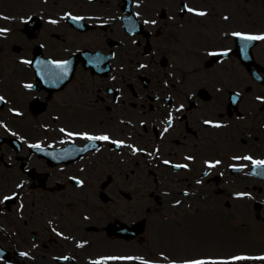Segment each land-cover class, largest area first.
<instances>
[{
  "label": "flooded vegetation",
  "instance_id": "af4514ba",
  "mask_svg": "<svg viewBox=\"0 0 264 264\" xmlns=\"http://www.w3.org/2000/svg\"><path fill=\"white\" fill-rule=\"evenodd\" d=\"M45 3V8L36 6V12L44 13V17L31 34V47H22L20 51L26 55L36 44H41L43 52L57 60L77 54L72 59L75 64L70 81L58 90L44 87L31 90L26 103L21 99L22 87L17 89L14 101L19 110L17 117L31 118L36 125L43 120L48 125L41 129L32 125L28 144L24 143L27 123L17 122L16 132L3 128L2 118L9 112L0 110V134L14 133L22 140L16 153L12 149L9 153L14 154L11 158L17 173L24 174V181L28 180L25 189L21 188L7 204L1 201L2 195L8 193L7 187L0 186V242L7 246H33L37 254L35 264L49 262L50 256L64 249L82 247L90 238L87 230H97L96 226L87 224V218L93 214L77 208L76 203L88 193L109 200L107 195L103 196L104 189L122 191L119 183L113 182L116 178L108 174L109 167L121 166V183L139 181L130 169V162L119 160L122 151L103 152V148L111 145L110 140H89L86 136H112L124 140L126 145L137 142L147 151L157 147L159 155L142 153V159L137 158L136 162L143 165H160L163 155L178 158L188 153L195 157L189 167L215 158L220 162L218 167H224L230 161L231 150L246 145L258 149L252 139L256 137L258 141L264 133L261 83L249 75L236 54L220 60L222 76L218 79L207 68H214L218 62L211 63L207 56L200 58L199 53L193 55L195 67L189 73L182 71L178 61V22L169 18L159 2L133 0L129 5L125 0H49ZM131 14L140 22L144 19L146 30L138 32ZM71 17H81L77 22L83 23L86 30L74 26ZM227 22L211 28L201 25L204 17L198 16L197 34L213 36L201 42L200 48L232 49V29L236 26ZM236 29L256 34L255 28L246 27L244 21ZM261 30L262 24L256 31ZM252 51L258 61L262 41ZM30 75L34 82V74ZM232 88L241 93L237 102L231 100ZM56 94L62 95L61 98ZM129 122H135L136 126ZM230 133L233 137L240 133L238 141L231 142ZM36 145L56 150L38 151ZM5 153L6 150L0 151V162L7 164L3 159ZM103 167L107 173L101 175L98 172ZM1 175L0 171V184ZM183 177L185 182H195L187 175ZM170 180L160 178V181ZM174 180L184 182L178 177ZM210 183V178L202 181V184ZM125 191L139 197L143 201L140 204L144 203L142 188L140 192L138 187ZM154 199L160 206L165 205L158 193ZM175 200L167 199L171 207L177 204ZM134 213L137 216H131L129 223L141 219L138 216L143 214L144 226L148 225L144 210L134 207ZM102 228L108 233L107 222ZM55 230L61 235L57 237Z\"/></svg>",
  "mask_w": 264,
  "mask_h": 264
},
{
  "label": "rangeland",
  "instance_id": "374dc122",
  "mask_svg": "<svg viewBox=\"0 0 264 264\" xmlns=\"http://www.w3.org/2000/svg\"><path fill=\"white\" fill-rule=\"evenodd\" d=\"M18 1L20 0H0V13L7 12V14H14L16 7L20 5ZM256 1L257 0H248V3L245 6V13H247L248 16L253 17L252 15H255V13L261 12L262 15L257 17H264V6H259ZM255 4L259 7V11L249 12L248 10L253 9ZM227 5H229V7ZM227 5H224L226 7L225 9L231 14L235 13L239 15L241 10L244 9V5H242L241 0H229ZM25 8L26 6L23 5L19 7L16 12L19 11L24 13ZM222 8H220V10ZM13 24L14 22L10 19H8V22L5 23L9 29L10 26H15ZM18 36L19 35L14 31L10 38L0 39V50L2 51L0 55L1 58L5 60L4 64H0V77H5L7 81L13 85L16 80L15 68L17 64L15 63V57L18 54L13 51L12 46L19 42ZM173 149H177V147H173ZM10 170L12 171L8 177H13L11 179V182H13L14 171L17 172L15 164ZM155 171L163 178H170L173 180L178 177V180L180 179L182 181L186 179L183 176H188L189 174L186 171H182L178 175L173 174L167 167H163L162 169L156 168ZM134 174L139 175L140 173L135 170ZM141 176L144 179H147L143 183L145 195H142V197L144 198V203L140 204V201L142 200H140L139 197L131 196V202H127L129 204L128 213L131 211L133 216L134 207L139 208L140 211L144 210V217L147 216L149 219L148 225H146L144 231L146 234L145 238L148 239L149 237H152L151 241L155 240L157 245L155 247L154 244L152 246L147 245L148 241H144L140 242L139 245L133 243V249V247H130V244L126 243L122 245L123 247L128 248L118 252L128 253L129 251H133L137 254L149 253L152 256L155 254L153 251L158 250L167 253L170 257L183 260L195 256L219 257V259L225 260L230 258V256L233 258L238 255L242 256L245 253L251 254L264 252V228L261 225V222H259L254 215L253 202L247 199L235 200L230 198L229 193H223L224 190L230 191V189L235 188L243 189L244 184L242 183L244 182L240 181L241 179H236V181L231 184H228L225 179H221L217 184H208V188L202 186L200 189L201 193L210 195L218 192V196H209L206 198L203 196H197L195 199L186 197L185 202H181L179 205L172 208L167 199H175L178 197L179 190L183 187H192L184 181L178 182V185L171 184L170 182H162L157 184V188H153V181L150 178L145 177L146 169L143 171V175L141 174ZM123 186L126 187V185H123L120 182L119 188ZM158 189H164L170 192V194H161V192L158 193L162 196V201H165V205L162 203L160 206L154 199V194L157 193L156 190ZM262 190L263 193L260 194H264V186L262 187ZM174 192L177 193L176 196H174ZM242 203H245L246 205L243 206V210L240 211L239 208ZM159 206H163V209L158 215L156 209L159 208ZM76 207L83 208L87 211V213L93 214V220L89 222L90 224L103 225L107 220L113 217L105 211L106 209H111L113 207L109 205L108 202H103L100 199L98 200L96 197L94 198V196L87 198L86 195V198L77 200ZM92 208L96 209V211ZM147 209L148 213L146 214ZM262 209L264 211V207ZM173 213H178V215L172 216ZM142 215L143 214H140L138 218ZM100 217H102V219L97 221ZM174 220L178 222V225L173 222ZM70 225L72 226L71 222ZM173 232L178 234H174ZM171 233L173 235H177L178 238H173V236L170 235ZM87 235L89 237H92V235L94 237H98V234H93L92 232H87ZM104 241L115 243L109 240ZM115 245L116 247H120L117 246V244ZM177 247L178 249L175 250ZM204 247L205 249L202 250ZM98 250L99 251H96L91 247H87L84 251L91 254L101 252H117V249L101 251L99 247ZM174 250L175 253H178V255L171 252ZM84 251L79 252L85 256L86 254ZM244 263L245 262H239V260L233 262V264Z\"/></svg>",
  "mask_w": 264,
  "mask_h": 264
},
{
  "label": "snow or ice",
  "instance_id": "6c2138e0",
  "mask_svg": "<svg viewBox=\"0 0 264 264\" xmlns=\"http://www.w3.org/2000/svg\"><path fill=\"white\" fill-rule=\"evenodd\" d=\"M187 7V6H186ZM187 10L189 12H193L195 15L198 16H205L207 13L203 12V11H197L195 9H191V8H187ZM73 20H79L82 19L81 17H71ZM225 19H228V17H225ZM52 23H55V21H52ZM146 23H148L146 21ZM0 31H5V30H0ZM233 36H236L242 40L245 41H257V40H264V35H248V34H241V33H233ZM244 48H247V45L244 46ZM243 50V49H242ZM59 66V65H58ZM141 67H144L143 65H141ZM65 74H66V70H65ZM27 87H31L30 85H28ZM3 100V97H0V101ZM206 124L211 123L209 121H205ZM169 125H171V120H169ZM216 127H219V125H216ZM61 131L63 132L64 130L61 129ZM165 131H167V129H165ZM69 135H73L72 133H69ZM87 139L89 140H109L108 136H86ZM116 143H122V142H116ZM36 147H39V145H36ZM139 151L135 148H133V152ZM188 159H191L190 157ZM244 159H251L250 157H244ZM165 163H168L167 161H165ZM219 163V162H217ZM253 164L256 166H261L264 165V160H254ZM214 166V165H212ZM177 167H185L183 165H179ZM5 199H10V197H5ZM21 255H26L25 253H21ZM108 259H131L130 257L128 258H116V257H110ZM244 259H261L264 260V257H257V258H250V257H233L232 260L233 261H238V260H244ZM98 264V262H97ZM185 264H228V262H216V261H203V260H197V261H188L185 262Z\"/></svg>",
  "mask_w": 264,
  "mask_h": 264
},
{
  "label": "bare ground",
  "instance_id": "6f19581e",
  "mask_svg": "<svg viewBox=\"0 0 264 264\" xmlns=\"http://www.w3.org/2000/svg\"><path fill=\"white\" fill-rule=\"evenodd\" d=\"M245 205L244 203L241 204V206ZM117 264V263H116Z\"/></svg>",
  "mask_w": 264,
  "mask_h": 264
}]
</instances>
